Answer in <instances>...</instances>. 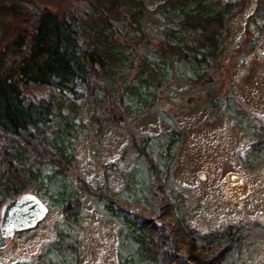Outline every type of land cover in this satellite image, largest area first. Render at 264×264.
<instances>
[{
	"label": "trees",
	"instance_id": "trees-1",
	"mask_svg": "<svg viewBox=\"0 0 264 264\" xmlns=\"http://www.w3.org/2000/svg\"><path fill=\"white\" fill-rule=\"evenodd\" d=\"M148 13L162 20L158 39L146 31ZM231 14V3L220 0H162L153 10L147 0H0V211L32 191L41 200L47 196L66 222L80 223L83 204L69 177L87 127L83 111L101 131L113 116L121 123L151 110L173 82L212 95L209 69L219 62ZM32 87L50 90L49 98L32 96ZM261 142L254 144L255 160L264 156ZM177 143L174 136L165 143L162 166L149 157V144L143 148L152 201L146 195L129 201L133 212L110 187L101 193L83 180L80 192L105 201L119 236L136 244L138 264H244L226 263L245 239L243 225L201 232L169 194ZM53 183L59 189L52 191Z\"/></svg>",
	"mask_w": 264,
	"mask_h": 264
},
{
	"label": "rangeland",
	"instance_id": "rangeland-1",
	"mask_svg": "<svg viewBox=\"0 0 264 264\" xmlns=\"http://www.w3.org/2000/svg\"><path fill=\"white\" fill-rule=\"evenodd\" d=\"M161 1L147 0L148 8ZM220 1L231 3L232 14L219 62L209 69L212 95L187 81L173 82L151 110L121 123L113 116L101 131L83 111L87 127L76 141L77 168L69 177L83 204L80 223L66 222L61 209L44 196L48 214L35 228L13 238H3L0 230V264H138L136 244L119 236V222L106 212L105 201L80 192L79 183L84 180L101 193L110 187L121 206L133 212L129 201L145 195L150 199L148 160L140 153L149 144V157L162 166L164 146L172 136L178 143L167 187L180 212L201 232L243 225L245 239L226 263L264 264V156L255 160L254 146L264 138V0ZM144 23L150 36L161 37V18L148 13ZM29 92L36 98L50 96L43 88ZM45 171L52 173L50 167ZM200 171L206 173L205 180L199 178ZM51 189H59L58 184Z\"/></svg>",
	"mask_w": 264,
	"mask_h": 264
},
{
	"label": "water",
	"instance_id": "water-1",
	"mask_svg": "<svg viewBox=\"0 0 264 264\" xmlns=\"http://www.w3.org/2000/svg\"><path fill=\"white\" fill-rule=\"evenodd\" d=\"M206 179V173H198ZM48 214V207L36 195L24 194L6 203L1 212L0 230L3 238H13L17 232L35 228Z\"/></svg>",
	"mask_w": 264,
	"mask_h": 264
}]
</instances>
